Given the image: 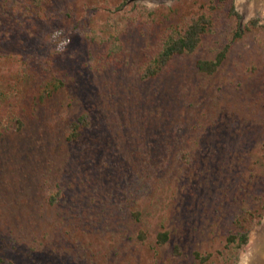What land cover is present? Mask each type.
Returning <instances> with one entry per match:
<instances>
[{
  "label": "rangeland",
  "instance_id": "1",
  "mask_svg": "<svg viewBox=\"0 0 264 264\" xmlns=\"http://www.w3.org/2000/svg\"><path fill=\"white\" fill-rule=\"evenodd\" d=\"M43 5L26 51L69 40L55 63L65 86L41 96L32 83L22 126L0 136V264H240L264 232L263 12L252 0ZM200 15L210 26L194 52L141 81L170 28ZM222 52L212 73L197 69ZM245 231L238 249L229 238Z\"/></svg>",
  "mask_w": 264,
  "mask_h": 264
},
{
  "label": "trees",
  "instance_id": "2",
  "mask_svg": "<svg viewBox=\"0 0 264 264\" xmlns=\"http://www.w3.org/2000/svg\"><path fill=\"white\" fill-rule=\"evenodd\" d=\"M222 1V0H220ZM49 0H0V136L22 126L21 115L24 112V102L30 92V85L40 87L41 96L57 92L65 86L55 63L64 57L63 51L52 50L48 54L32 55L26 51V46L35 35L38 25L45 18L30 15L31 9L37 7L45 11L43 3ZM31 6V7H30ZM29 11V12H28ZM152 15V12L147 11ZM63 13L68 16V13ZM24 15H28L24 18ZM50 18V17H49ZM5 25H1L2 23ZM210 21L204 16L191 17L188 22L172 26L161 41L159 52L139 68V79L143 82L159 76L168 63L176 57L190 55L201 42V37L209 30ZM49 39V34L45 36ZM224 52L212 61H198L196 67L201 72L212 73L224 59ZM52 85V90L48 88ZM42 98V97H41ZM88 123L86 113L78 117L71 124L68 140L76 139ZM156 131L150 132V139H157ZM57 192L49 197V203H55ZM168 239L166 233H160L158 245ZM238 249L244 247L248 241L247 232L236 233L230 238Z\"/></svg>",
  "mask_w": 264,
  "mask_h": 264
},
{
  "label": "bare ground",
  "instance_id": "3",
  "mask_svg": "<svg viewBox=\"0 0 264 264\" xmlns=\"http://www.w3.org/2000/svg\"><path fill=\"white\" fill-rule=\"evenodd\" d=\"M253 3L264 16V0H255ZM240 264H264V232L258 239L252 238L248 252L242 257Z\"/></svg>",
  "mask_w": 264,
  "mask_h": 264
},
{
  "label": "clouds",
  "instance_id": "4",
  "mask_svg": "<svg viewBox=\"0 0 264 264\" xmlns=\"http://www.w3.org/2000/svg\"><path fill=\"white\" fill-rule=\"evenodd\" d=\"M54 35H55V36H59L60 33L57 32V33H55ZM68 43H70L69 40H64V41H62L61 44L59 45V47L57 48V51H63L64 48H65V46H66Z\"/></svg>",
  "mask_w": 264,
  "mask_h": 264
},
{
  "label": "flooded vegetation",
  "instance_id": "5",
  "mask_svg": "<svg viewBox=\"0 0 264 264\" xmlns=\"http://www.w3.org/2000/svg\"><path fill=\"white\" fill-rule=\"evenodd\" d=\"M244 1H245V0H240V3H241V2L243 3ZM252 1H255V0H252Z\"/></svg>",
  "mask_w": 264,
  "mask_h": 264
}]
</instances>
